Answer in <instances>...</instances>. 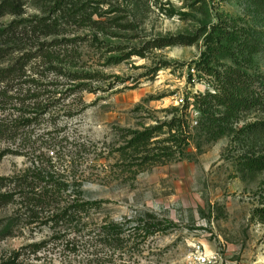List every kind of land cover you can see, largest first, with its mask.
<instances>
[{
	"label": "rangeland",
	"instance_id": "374dc122",
	"mask_svg": "<svg viewBox=\"0 0 264 264\" xmlns=\"http://www.w3.org/2000/svg\"><path fill=\"white\" fill-rule=\"evenodd\" d=\"M87 2L92 6L102 2L92 15L100 24L90 22L85 26L72 21L64 9L59 10V0H24L21 17H0V30L12 21L24 19L28 26L40 18L51 26L49 33L34 32L31 27L19 29L13 50L23 47L34 53L33 46L41 48L44 43L42 47L52 50L65 70L95 76L78 83L89 86L88 90L61 101L43 116L40 125L33 126L31 138L39 141L31 149L26 146L18 155L10 154L0 161V177L29 167L31 159L26 155L29 150L36 157L43 152L53 155L49 151L55 148L54 143L58 144L56 150L61 156L67 154L63 159L67 163L72 158L67 157L70 149L64 148L66 142L59 141L68 137L70 142L75 140L85 144L88 151L96 152L90 157L83 153L78 163L82 162L79 174L82 170L92 173L90 180L83 179V190L85 199L102 202L97 217L124 224L126 233L133 230L145 213L172 222L174 227L147 239L138 235L125 242L122 249H116L86 230L74 233L70 229L60 234L63 239H58L60 227L34 224L22 227L13 237L0 239V264L15 254H19L21 264H197L194 259L197 246H202L209 256L207 264H264V223L256 216V210L264 207V170L250 171L244 165L246 158L264 157V103L241 113L230 124L228 133L220 137L196 131L200 114L191 107L189 125L194 138L188 148L190 158L139 173L126 172L121 169L116 152L123 144L124 130H140L170 121L181 114L177 108L194 96L213 92L215 82L195 65L206 49L204 37L193 46L168 47L147 52L146 58L134 56L113 63L116 57L150 39L202 34L226 17L251 31L262 48L252 59L241 58L239 65L227 55H218V67L241 68L264 84L262 3L256 0ZM111 17L118 21L108 23ZM101 25L106 26L105 31L98 28ZM95 40L106 46L93 45ZM7 56L0 62V69L12 63L18 53ZM163 61L170 62V67L155 74ZM40 71L49 72L45 66ZM53 77L50 75V80ZM259 81L255 88L261 93ZM58 82L66 86L62 96L74 86L65 79ZM221 111L219 107L212 108L216 117ZM250 125L262 130L239 133ZM6 148L7 144L0 143V153ZM12 214L13 207L2 208L0 220ZM42 242L45 245L37 252L31 247Z\"/></svg>",
	"mask_w": 264,
	"mask_h": 264
},
{
	"label": "trees",
	"instance_id": "16d2710c",
	"mask_svg": "<svg viewBox=\"0 0 264 264\" xmlns=\"http://www.w3.org/2000/svg\"><path fill=\"white\" fill-rule=\"evenodd\" d=\"M87 1L59 0V10L64 9L72 21L82 25L87 26L90 22L100 24L92 19V15L97 13L93 11L99 10L97 5L102 2L92 6ZM256 1L264 6V0ZM23 8L24 0H0V17L6 15L21 17L24 14ZM225 18H220L211 31L205 29L202 34L197 35L159 36L115 58L113 62L115 64L134 56L146 58L147 52L173 46H193L204 37L206 49L195 65L198 71L215 82L213 92L194 96L192 101L186 102L182 108H177L181 114L174 115L170 121L143 127L140 130H124L123 144L116 150L121 169L139 173L156 166L189 159L188 148L194 138L189 125L191 107L200 114V119L196 121V131L220 137L228 133L230 124L241 113L263 105L262 82L241 68L218 67L220 66L218 55H227L239 65L242 63L241 58L252 59L262 48L251 31ZM114 21H118V18L111 17L107 22L115 23ZM28 25L25 19L20 22L12 21L0 30V62L5 61L7 55L18 53L12 63L0 69V143L8 145V148L0 153V161L10 154L18 155V151L26 146L31 149L32 145L39 141V138L36 140L31 138L33 126L40 125L43 116L57 108L61 101L66 102L77 92L89 89L87 85L78 84L80 81L95 77L65 70L59 57L54 56L52 50L42 47L44 43L41 44V48L33 46L36 49L34 53L26 51L23 47L13 50L12 45L17 43L14 38L19 29L31 27L34 32L49 33L51 27L41 18L37 19V23ZM98 28L105 31L106 26L101 25ZM7 40L9 42L5 44ZM4 45L6 47L2 48ZM93 45L99 48L106 46L98 40H95ZM113 49L120 51V48ZM170 65V62L163 61L154 73L157 74L162 68H169ZM41 66L48 68V74L40 71ZM50 75H54L51 80ZM61 79L74 85L64 96L62 91L66 86L58 82ZM117 79L124 82L120 77ZM258 81L262 87L261 93L255 88ZM213 107L222 109L220 116L212 114ZM53 125L56 128L57 124ZM259 129L262 130V127ZM259 129L255 125H250L241 129L239 133L246 135ZM63 142H66L64 148L70 149V155L67 157L72 158L66 161L70 166L63 161L67 154L61 156L56 150L58 144L54 143L55 148L49 151L53 155L43 152L36 157L35 152L29 150L26 154L31 159L29 167L10 176L0 177V210L9 206L14 209V214L0 220V239L15 236L22 227L47 224L55 228L60 227L57 232L59 236L56 237L58 239H63L64 235L60 234L70 229H73L74 233L86 230L89 235H95L109 246L122 249L125 242L134 240L138 235H143V238L147 239L174 227L172 222L168 223L154 214L145 213L138 219V224L133 230L126 233L124 224L110 218L97 217L96 212L102 208V202L85 199L83 190L84 180H90L92 173L82 170L79 174L82 162L78 163L83 153L90 157L96 152L88 151L85 144L75 143V140L70 142L68 137H62L59 143ZM74 157L77 158L73 160ZM92 160L96 162V158ZM244 165L250 171L264 170V157L246 158ZM256 216L264 223V207L256 210ZM44 245L45 242H42L31 247L37 252ZM19 257V254H15V257L2 264H21Z\"/></svg>",
	"mask_w": 264,
	"mask_h": 264
},
{
	"label": "built area",
	"instance_id": "2783aa9c",
	"mask_svg": "<svg viewBox=\"0 0 264 264\" xmlns=\"http://www.w3.org/2000/svg\"><path fill=\"white\" fill-rule=\"evenodd\" d=\"M195 256L194 259L197 264H207L210 261L209 256L205 253L204 249L202 246H197L195 248Z\"/></svg>",
	"mask_w": 264,
	"mask_h": 264
}]
</instances>
